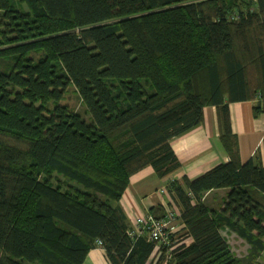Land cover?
Returning a JSON list of instances; mask_svg holds the SVG:
<instances>
[{
    "label": "trees",
    "instance_id": "16d2710c",
    "mask_svg": "<svg viewBox=\"0 0 264 264\" xmlns=\"http://www.w3.org/2000/svg\"><path fill=\"white\" fill-rule=\"evenodd\" d=\"M19 1L0 0V46L13 45L1 54L15 60L0 71V264H84L98 241L109 264H148L157 246L155 264H262L264 139L243 164L229 107L258 100L264 114V0ZM71 85L90 119L60 104ZM206 107L230 161L168 183L178 240L131 236L120 205L131 179L176 173L171 142ZM218 189L230 192L212 210L202 199Z\"/></svg>",
    "mask_w": 264,
    "mask_h": 264
},
{
    "label": "crops",
    "instance_id": "0c3cea01",
    "mask_svg": "<svg viewBox=\"0 0 264 264\" xmlns=\"http://www.w3.org/2000/svg\"><path fill=\"white\" fill-rule=\"evenodd\" d=\"M258 100L236 102L230 104L231 125L238 137L240 158L243 164L255 156L262 148L264 139V114L255 118L254 106ZM178 157L181 168L173 175L160 179L152 167H148L136 174L125 191L120 205L122 206L132 228L140 217L148 214L161 216L172 212L175 219L170 222L169 232L174 233L176 240L183 234L180 220L181 207L174 194L166 191L170 181L183 183L185 178L196 179L220 164H226L230 158L220 140V121L215 107H206L205 122L171 142ZM230 189L212 190L203 196V202L212 210L223 208ZM153 208L161 211L153 214ZM156 216V217H157ZM190 244L191 240L184 241ZM160 246H157L148 264H155L160 256ZM84 264H109L106 252L102 247L92 249Z\"/></svg>",
    "mask_w": 264,
    "mask_h": 264
},
{
    "label": "rangeland",
    "instance_id": "374dc122",
    "mask_svg": "<svg viewBox=\"0 0 264 264\" xmlns=\"http://www.w3.org/2000/svg\"><path fill=\"white\" fill-rule=\"evenodd\" d=\"M17 3H20L19 0H16ZM24 9L27 11V7L24 5ZM13 47V45L8 46H0V71L1 72H9L12 69V64L14 63V57L1 54V51L9 49ZM31 56L35 58L36 60L39 59L40 55H37L36 53H32ZM64 106H69L72 110L80 113L83 115L87 120L90 119L89 115L86 114L85 106L81 102L80 95L77 91V89L71 85L68 87V90L66 92L64 100L60 103ZM57 177L59 180H64V178L54 175L53 181ZM104 201H107V198H103ZM172 213V212H170ZM173 216H175L174 213H172ZM167 215V214H166ZM175 219V217H174ZM223 235L226 236L228 239V242L231 246L232 251L236 254L239 258H244L248 255L250 246L241 238H239L236 234L231 233L229 231H224ZM260 263L264 264V253L258 260Z\"/></svg>",
    "mask_w": 264,
    "mask_h": 264
},
{
    "label": "built area",
    "instance_id": "2783aa9c",
    "mask_svg": "<svg viewBox=\"0 0 264 264\" xmlns=\"http://www.w3.org/2000/svg\"><path fill=\"white\" fill-rule=\"evenodd\" d=\"M166 191H169L168 186ZM172 213H168L164 218L158 219L152 214H148L145 217H140L136 220V227L134 231L130 232V235L141 234L143 231H147L150 235L151 240L160 242V244H170V233L169 225L174 219ZM98 247H102V242L98 241Z\"/></svg>",
    "mask_w": 264,
    "mask_h": 264
}]
</instances>
